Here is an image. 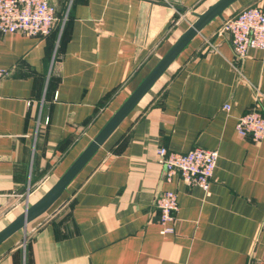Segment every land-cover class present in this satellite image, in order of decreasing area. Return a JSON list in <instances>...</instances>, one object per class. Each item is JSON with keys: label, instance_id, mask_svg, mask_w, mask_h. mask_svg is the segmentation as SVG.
I'll use <instances>...</instances> for the list:
<instances>
[{"label": "crops", "instance_id": "1", "mask_svg": "<svg viewBox=\"0 0 264 264\" xmlns=\"http://www.w3.org/2000/svg\"><path fill=\"white\" fill-rule=\"evenodd\" d=\"M50 1L67 17L47 35L0 32V230L218 0ZM247 6L264 0H236L196 32L59 198L0 243V264H264V139L235 129L252 107L264 114V60L238 57L220 29ZM159 146L216 149L209 189L166 181ZM167 189L178 209L162 234Z\"/></svg>", "mask_w": 264, "mask_h": 264}, {"label": "built area", "instance_id": "2", "mask_svg": "<svg viewBox=\"0 0 264 264\" xmlns=\"http://www.w3.org/2000/svg\"><path fill=\"white\" fill-rule=\"evenodd\" d=\"M65 13L58 17L55 5L50 0H0V32H21L27 36L47 35L57 22H64ZM221 31L229 33L235 54L246 57L250 49L261 51L264 60V10L258 6H247L233 17L225 20ZM0 67V78L7 75ZM229 110L226 102L222 106ZM235 129L241 136L253 140L264 139V114L255 106L238 116ZM157 160L163 166L164 179L170 181L178 174L186 185H197L204 191L210 180L218 158L216 149L193 147L186 152L168 150L164 146L156 149ZM162 234L175 230V213L178 209L177 194L173 190L162 191L155 200Z\"/></svg>", "mask_w": 264, "mask_h": 264}, {"label": "water", "instance_id": "3", "mask_svg": "<svg viewBox=\"0 0 264 264\" xmlns=\"http://www.w3.org/2000/svg\"><path fill=\"white\" fill-rule=\"evenodd\" d=\"M236 0H218L201 14L197 15L185 32L171 46L166 54L158 61L153 69L147 74L136 89L128 96L122 105L111 116L103 128L95 135L91 142L86 146L82 153L75 159L62 176L54 185L43 194L36 202L26 206L16 218L0 230V243L13 232L22 228L27 222L46 211L62 194L63 190L81 170L86 162L97 151L100 145L118 126L124 117L133 109L143 95L149 90L157 78L165 71L169 64L174 60L178 53L184 48L189 40L200 30V28L215 16H221L222 11Z\"/></svg>", "mask_w": 264, "mask_h": 264}, {"label": "trees", "instance_id": "4", "mask_svg": "<svg viewBox=\"0 0 264 264\" xmlns=\"http://www.w3.org/2000/svg\"><path fill=\"white\" fill-rule=\"evenodd\" d=\"M58 17H62V16H58Z\"/></svg>", "mask_w": 264, "mask_h": 264}]
</instances>
